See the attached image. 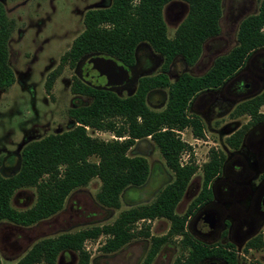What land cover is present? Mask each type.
I'll return each instance as SVG.
<instances>
[{
	"label": "trees",
	"instance_id": "1",
	"mask_svg": "<svg viewBox=\"0 0 264 264\" xmlns=\"http://www.w3.org/2000/svg\"><path fill=\"white\" fill-rule=\"evenodd\" d=\"M173 1L186 3L188 13L174 36L169 38L162 12L164 6ZM221 16L222 0H111L109 7L85 13L84 29L61 57L59 69L49 75L47 92L65 64L74 68L84 58L104 55L124 67L133 68L138 48L143 45L164 59L161 72L140 78L135 92L126 97L76 79L71 92L89 98L90 103L68 111L75 123L71 130L30 142L21 151L18 171L8 177L0 175V223L6 221L30 227L48 220L63 209L72 192L85 187L92 179H98L101 184L96 194L97 203L106 209H119L122 194L131 188L142 187L149 176V165L143 157L128 156L140 140L149 139L155 144L173 174V181L151 204L120 213L111 225L43 239L17 264H55L62 253H75L77 264H90L84 244L100 236L107 238L101 247L104 254L119 251L137 236L150 239L144 264H151L161 248L177 238L182 255L173 264H199L207 256H220L228 264L236 263L231 245L209 250L196 243L184 230L187 218L211 197L208 186L221 171L225 161L222 152L210 153L208 162L202 167L201 192L183 215L175 212L197 170L192 163L180 164L181 154L189 147L176 132L190 129L194 137L203 138L201 121L188 114L190 101L202 91L220 89L252 53L264 49V0H261L257 13L240 23L236 45L216 58L206 73L199 77L182 73L170 82L167 73L171 63L180 58L192 67L201 55L203 44L219 34ZM12 30L13 22L0 4V91L15 82L8 50ZM156 90H167V103L161 112L151 111L146 105L148 94ZM263 105L264 90L236 105L231 116H247L249 126L264 123V114L260 112ZM249 126H243L228 137L226 146L239 149ZM86 128L111 133L115 140L90 137ZM4 161L0 159V165ZM27 188L35 189V204L26 210H16L11 200L17 191ZM156 219L170 223L168 233L162 237L149 234V223ZM138 222L147 224L135 234L134 227ZM262 245L259 235L246 244V249H260Z\"/></svg>",
	"mask_w": 264,
	"mask_h": 264
},
{
	"label": "rangeland",
	"instance_id": "2",
	"mask_svg": "<svg viewBox=\"0 0 264 264\" xmlns=\"http://www.w3.org/2000/svg\"><path fill=\"white\" fill-rule=\"evenodd\" d=\"M259 1L223 0L219 34L205 43L201 58L193 67L186 66L180 58L176 59L168 72L169 81H175L178 75L184 72L200 76L211 67L217 57L227 54L236 45L240 22L257 11ZM0 4L7 18L13 22L8 50L9 66L14 73L15 82L10 88L0 91V159L5 160L0 165V175L8 177L18 171L21 151L27 144L71 130L75 123L68 116V111L90 103L89 98L71 92L72 83L76 79L86 83L84 78L78 76L76 67H69L68 64L61 67L49 92L46 91V82L49 75L59 69L61 57L83 31L85 13L89 10L107 8L111 0H0ZM168 8L164 18L167 35L172 38L187 14V6L178 4L170 5ZM175 16H179L178 19H174ZM263 54L262 51L255 53L248 62L249 66L260 75L264 73L256 69V62ZM99 56L109 58L104 55ZM138 59L136 77L129 88H120L121 84L97 85L105 86L119 97L132 95L139 78L159 74L164 64L163 58L145 50L139 52ZM116 63L121 65L117 61ZM243 78L249 79L246 72L242 73L239 80ZM233 83L234 81H231L229 85ZM249 83L252 85L254 82L249 79ZM228 90L229 88H226L223 95L231 99L233 97L229 95ZM263 90L262 87L247 93L232 105L222 101L218 96V114L216 110L209 129L204 131L203 140L195 141L190 129L183 130L182 135H179L182 142L185 141L184 143L189 147V150L181 154L180 164L192 163L197 170L176 207V214L183 215L198 195L202 167L208 162L210 153L216 152L215 148H217L226 159L232 150L226 146L225 140L243 126L250 125L247 116L238 118L231 116L236 105ZM166 103L167 90L152 91L146 98L147 107L154 112L163 111ZM195 105L194 110L197 109ZM260 112L264 114V105L260 108ZM215 123H218V126ZM258 128L264 129V123L249 126L246 133ZM87 133L90 137L103 141L115 140L111 133L96 132L92 129H88ZM128 156L143 157L150 171L142 187L131 188L122 194L119 209H106L97 203L96 194L101 184L98 179H92L85 187L72 192L66 199L63 209L48 220L30 227L1 222V264H17L33 245L43 239L53 238L62 233H75L93 227L111 225L120 213L151 204L160 191L173 181V174L166 167L158 148L151 140L136 142L128 152ZM35 201V189L27 188L14 194L11 205L16 210H26L31 208ZM145 224L138 222L134 227L135 234ZM149 227L150 236L162 237L168 233L170 223L165 219H156L149 223ZM259 234L263 240L262 247L249 252L242 251L237 264H264V225L257 228L254 236ZM106 239L105 236H100L97 240L85 242L84 250L89 255L90 264H144L150 248L149 239L137 236L119 251L104 254L101 247ZM178 242L179 238L174 239L170 245L162 247L151 264H173L182 255ZM77 262V254L62 253L57 257L55 264H77Z\"/></svg>",
	"mask_w": 264,
	"mask_h": 264
},
{
	"label": "flooded vegetation",
	"instance_id": "3",
	"mask_svg": "<svg viewBox=\"0 0 264 264\" xmlns=\"http://www.w3.org/2000/svg\"><path fill=\"white\" fill-rule=\"evenodd\" d=\"M260 2L261 0L259 1V5ZM178 4H183L187 6L186 3L181 1H173L164 6L162 12L164 22H165V18H164L165 11L166 12L168 11L169 9L168 7L170 5L177 6ZM259 5L257 11L259 9ZM257 11L254 14H256ZM187 13H188V7H187ZM178 17L179 16H175L174 19H178ZM205 43L202 46L201 55L203 53V48ZM138 49L139 50L136 53L137 54L136 64L133 68H127L121 65L124 69L128 71L129 77H128V81L121 84L120 88H129L133 84L134 79L136 77L135 69L139 64V59H138L139 52L144 50L148 52H153L152 49L146 45H143ZM260 51L264 52V49L252 53L248 57L242 68H240V70H238V72L230 80H228L226 84L222 86L220 89L217 88L215 90L202 91L192 98V100L188 105V114L192 118L195 117L201 121V124L204 126L203 136L205 129H209L211 125V118L215 114L216 110L218 114V96L221 98L222 101L229 102V105H232L236 101H238V99L243 95L255 90H259L262 87L264 88V75L262 74L260 75L258 74V72L256 73L255 69L250 67L248 64L250 58H252L255 53H258ZM201 55L199 59L201 58ZM94 57L103 58L102 56L95 55L81 60L76 66L78 76L80 78H84V80H86V83L88 85H91L93 87L108 89L103 85L102 86L97 85L99 84V82H93V81L90 82L85 74V64ZM199 59L197 60V62L199 61ZM173 62L171 64H173ZM256 65H257L256 69L259 71H263L264 73V54L261 57V59H259V61L256 62ZM243 72H246L247 78H249L250 80H252V82H254L252 83V85L249 83V79L243 78V80H239V77L242 75ZM194 77H199V76H194ZM231 81L232 82L234 81V83L229 85ZM226 88H229L228 90L229 95L234 99L226 98L223 95V91ZM197 101L198 103L197 105H195ZM194 105L197 108L196 110H194L193 108ZM215 124L216 126H218V123ZM229 149L232 150L231 148ZM215 151L218 152L217 148H215ZM208 188L211 193L210 199L198 205L197 208L193 211L192 215L187 218L184 228L185 233H187L196 243H199L200 245L205 247H209V250H214V249L218 250V249H222L223 246H226L228 244L231 245L236 259L235 264H237V259H240L239 254H241L242 251L249 252L255 250L252 248L246 249V244L253 238H256L257 236L261 235L259 234L254 236L257 228L258 227L261 228L264 225V129L263 128L254 129L249 133L245 134L240 148L237 150H232V152L229 153V155L227 156L221 167L220 173L211 180ZM201 190H202V179H201V186L199 193L201 192ZM223 259L224 258L220 256H207L199 264H228L227 261Z\"/></svg>",
	"mask_w": 264,
	"mask_h": 264
},
{
	"label": "water",
	"instance_id": "4",
	"mask_svg": "<svg viewBox=\"0 0 264 264\" xmlns=\"http://www.w3.org/2000/svg\"><path fill=\"white\" fill-rule=\"evenodd\" d=\"M85 74L90 82L118 85L128 81V71L116 61L94 57L85 64Z\"/></svg>",
	"mask_w": 264,
	"mask_h": 264
},
{
	"label": "built area",
	"instance_id": "5",
	"mask_svg": "<svg viewBox=\"0 0 264 264\" xmlns=\"http://www.w3.org/2000/svg\"><path fill=\"white\" fill-rule=\"evenodd\" d=\"M87 130H88V128H86ZM177 134H179V135H182V132H176ZM193 136V135H192ZM194 137V136H193ZM195 141H198V139H200V140H203L202 138H197V137H194L193 138ZM182 141V140H181ZM183 142H185V141H183ZM186 143V142H185Z\"/></svg>",
	"mask_w": 264,
	"mask_h": 264
}]
</instances>
